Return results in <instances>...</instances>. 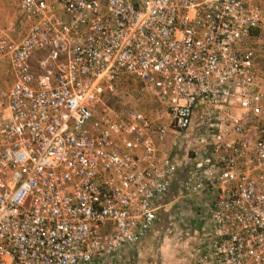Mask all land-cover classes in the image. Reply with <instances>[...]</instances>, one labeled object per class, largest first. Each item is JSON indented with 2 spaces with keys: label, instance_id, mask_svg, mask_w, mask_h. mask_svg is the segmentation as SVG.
<instances>
[{
  "label": "built area",
  "instance_id": "built-area-1",
  "mask_svg": "<svg viewBox=\"0 0 264 264\" xmlns=\"http://www.w3.org/2000/svg\"><path fill=\"white\" fill-rule=\"evenodd\" d=\"M16 1L23 34L0 23V264L121 261L171 186L165 139L193 152L179 206L207 231L198 264H264V0ZM129 80L153 111L108 104Z\"/></svg>",
  "mask_w": 264,
  "mask_h": 264
},
{
  "label": "crops",
  "instance_id": "crops-1",
  "mask_svg": "<svg viewBox=\"0 0 264 264\" xmlns=\"http://www.w3.org/2000/svg\"><path fill=\"white\" fill-rule=\"evenodd\" d=\"M195 131V128H190L187 138L194 137ZM157 144L161 153L170 152L166 139L162 142L157 141ZM179 166L177 160V168L171 186L168 192L158 200L156 218L147 236L126 251L121 261L119 260L115 264H190L186 254L187 240L184 237L188 231V220L185 216L191 212L194 215H192L193 218L196 217L197 219V214L193 206L187 208L185 212L180 209V182L188 165L182 173ZM177 185L178 197L175 194L176 190H174ZM174 235L179 236V238H173ZM180 236L182 237L180 238ZM198 257L199 255L195 256L197 264Z\"/></svg>",
  "mask_w": 264,
  "mask_h": 264
},
{
  "label": "rangeland",
  "instance_id": "rangeland-1",
  "mask_svg": "<svg viewBox=\"0 0 264 264\" xmlns=\"http://www.w3.org/2000/svg\"><path fill=\"white\" fill-rule=\"evenodd\" d=\"M18 13L19 9L16 0H0V23L5 27H10V35L13 38H18L23 34V28L17 21ZM108 104L115 109L136 106L148 113L157 107L154 104L152 97L149 94L144 96L141 95L138 91L137 85L130 80L125 84L118 86L117 90L108 96ZM195 122L196 121L194 120L192 127L196 125ZM170 152L176 154L178 164L180 165V171L181 173L184 172L186 165L189 164L190 158L193 155V152L187 147V143L179 149H170ZM174 190H176L175 194L178 197V185ZM192 215L193 214L190 212L185 216L188 220V231L187 235L184 237L187 240L186 254L190 260V264H197L195 256L199 255V252L205 243L207 231L204 226H199L198 220L196 217L193 218L194 215ZM181 237L182 236H180V238ZM173 238H179V236L174 235Z\"/></svg>",
  "mask_w": 264,
  "mask_h": 264
}]
</instances>
